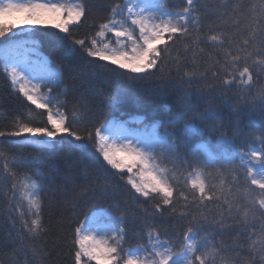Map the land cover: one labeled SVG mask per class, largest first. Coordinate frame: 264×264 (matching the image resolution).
I'll return each mask as SVG.
<instances>
[{
	"label": "snow or ice",
	"instance_id": "1",
	"mask_svg": "<svg viewBox=\"0 0 264 264\" xmlns=\"http://www.w3.org/2000/svg\"><path fill=\"white\" fill-rule=\"evenodd\" d=\"M89 11L87 0L81 3L73 0L71 5L58 0L0 3V18L18 14L29 29L46 20L55 21L53 27L59 30L56 33L28 31L26 34L51 36L55 46L67 55L65 64L32 59L39 57L33 40L5 47L2 71L12 90L28 102L25 104L28 111L27 114L19 111L5 125V130H0V139L20 137L23 143L17 147L21 150L43 152L56 149L61 144L57 140L60 136L76 153L75 157L64 154V171L53 166L49 172L38 175L37 179L52 185L47 190L29 178L31 190L24 197L28 208L19 212L20 227L16 235L5 240L6 244L14 245L10 264H45L53 251L61 256L57 264H264V89L251 101L245 99L264 78V0L251 3L221 0L213 6L207 0H178V4H170L168 0H123L111 9L106 22L98 25L94 36L74 38L69 25H79ZM206 16L214 19L205 22ZM9 32L12 27L0 23V38L9 39ZM108 34L114 39L108 38ZM81 61L84 62L81 76L89 74L88 65L104 68L106 65L99 62L106 61L124 70L112 71L126 79L114 92L99 93L104 97L107 112H93L87 94L78 93L72 102V108L81 113L77 120L63 111L69 102L61 99L67 94V88L61 89V85L65 67H75ZM188 64L192 71L183 70ZM202 64L206 65L203 72L197 70ZM171 65L176 66L173 87L178 111L172 113L171 107L164 105L169 113L166 120L146 123L143 130L129 128L128 124L134 121L121 120L115 113L126 102L139 100L137 88L141 81L154 77L155 72L167 71V77L160 78L151 94L163 100L167 89L162 85L172 77ZM209 74L213 79H221L223 91L217 95L226 103L231 87L241 90L238 102L229 104L231 138L223 131V123L216 121L211 100H203L204 111H199L203 90L197 89L195 93L191 90V85L205 82ZM29 105L43 110L37 115L44 126H30L36 116L31 115L34 110ZM245 108L250 113L259 111L261 127L256 140L260 148L241 154L235 140ZM185 117L191 119L185 121L183 134L189 139L210 141L219 133L215 143L221 151L216 154L209 151L206 160L191 153L189 141L178 140L174 131ZM197 121L213 124L205 130L198 127ZM77 124L84 126L83 132ZM21 154H14L10 161L13 166L21 162ZM77 162L84 164L79 176L74 175ZM167 163L174 167L162 166ZM177 163L187 172L183 183L175 174ZM134 168L138 169L135 174ZM209 168L213 171H207ZM125 169L129 174L126 177ZM237 170L245 173L243 185L235 175ZM81 178L91 179L102 198H109L116 186H122L129 198L123 203L150 205L142 210L139 229L132 230L138 241L135 247L125 246L128 218L122 213L120 203H110L108 208L92 212L81 221L76 214L79 204L65 199L76 225L64 240L68 252L61 255L55 248L46 250L42 238L48 234V227L43 221L42 193L47 191L52 197L49 203H53L56 194L67 197L68 186H75V181ZM57 179L63 183L56 184ZM168 220L186 222V231L178 239L169 235L168 229L160 231L159 224ZM12 222L15 226L16 218ZM225 231L233 232L230 245L216 242V234ZM162 235L168 238L161 239ZM145 238L146 242H139ZM37 241L41 242L38 246ZM227 253L235 255L229 258ZM0 264L5 261L0 260Z\"/></svg>",
	"mask_w": 264,
	"mask_h": 264
},
{
	"label": "trees",
	"instance_id": "2",
	"mask_svg": "<svg viewBox=\"0 0 264 264\" xmlns=\"http://www.w3.org/2000/svg\"><path fill=\"white\" fill-rule=\"evenodd\" d=\"M78 3L84 2V0H76ZM170 4H178V0H168ZM209 6L220 4L221 0H207ZM245 3H251L252 0H244ZM123 3V0H87V7L90 9L86 13V19L82 18L79 25L72 24L69 26L71 35L76 38H91L98 31V25L100 23L106 22V18L110 16L111 9L117 5ZM205 22L214 19L212 16H206ZM31 31L33 33H56L58 30L50 27H33L27 30H15L12 28V32L7 33L9 39L5 40L0 38V130H5V125L13 119L14 116L18 115L19 111H24L27 114V109L25 104L28 102L23 98L22 95H17L11 88L10 82L3 73V59H4V49L5 47H12L15 45H20L24 43L25 40L35 41V46L38 49L39 57L32 56V59H47L49 61H55L60 64H65L67 60L66 53L58 49L53 42V38L49 35H27L26 33ZM61 35H65L61 33ZM108 38H112L111 34H108ZM106 38V42L107 39ZM114 39V38H112ZM99 46V45H98ZM176 53H173L175 57ZM92 59V58H89ZM100 64L106 65L104 68H99L96 65H88L87 76H81L80 70L84 68V62L81 61L75 67L69 68L65 67L63 79L64 84L61 85V89L67 88V94L62 95V100H67L69 102V107L63 109L67 114L74 116L79 120L81 113L75 111L72 108V102L74 97L81 92H84L88 96V102L92 108V111L99 114L100 112H107L104 107V97L99 93L109 94L114 92L117 87L125 81L124 76H118L113 69L123 72L124 70L118 69V66L112 65L110 62L101 61ZM175 65H171L172 77L166 79L162 87L167 89V92L163 100L155 99L152 97V93L157 88L160 78L167 77V71L165 72H155V76L147 81H141L137 88V94L139 100H130L126 102L122 109L115 113L117 117L121 120L134 121L128 124V127L136 130H143L146 123H155L160 120H166L169 113L165 111L164 105H169L171 107L172 113L178 111V97L173 85L176 82ZM184 71H192L191 64H188L183 69ZM198 71H205L206 65L202 64ZM224 74L221 73V76ZM55 88V86H53ZM185 87H189L185 85ZM193 93L197 89L202 91V100L199 105V111H204L203 100H211L214 111L216 114V121L222 122L224 125L223 131L227 133V136L231 138L233 136V126L232 119L230 118V108L229 104H235L238 102L239 96L241 95V90L235 87H231L227 91L228 103L224 99L217 95L218 92H222L221 79H213L211 74L208 75L207 80L203 83H195L190 86ZM211 88V91L208 90ZM61 89H56L59 92ZM261 89H264V78H262L259 83L255 84L251 89V92L245 97L246 100L251 101L256 97ZM193 102L195 101V96H193ZM258 104L259 101L257 100ZM32 111L31 115L36 116L35 121L30 123V126H44L41 122V118L37 113L43 111L41 109H36L34 105H29ZM143 117L142 121L139 118ZM46 119V116H45ZM190 117H185V120L180 121L174 131L176 138L178 140L185 139L188 140L189 151L191 153H196L199 155L200 159L206 160L209 158L197 147L198 143H204L207 152L211 151L216 154L221 151L219 146L215 143V136L212 140L202 141V139H189L186 134L182 133L185 121H190ZM198 127L207 130L211 127L213 122L207 124H201L196 122ZM81 132H83V125H75ZM99 126V124H96ZM261 127L259 111L255 113H250L247 108L241 113V130L237 135L235 140L236 149L239 152L247 153L250 150H256L260 148V144L256 137L260 135L259 129ZM173 131V129H169ZM161 132L164 131L163 128L160 129ZM57 140L61 141V144L51 151H32L28 148L21 150L17 147L18 143H23L20 137L10 138V139H0V260L5 261V264H10L11 253L13 251L14 245L11 243L6 244L5 240H10L17 233L20 227L19 224V212L26 211L28 208V201L24 198L28 192L31 190V180H36V183L42 185L46 190L50 185L49 181L37 179L38 175L49 172L50 168L55 166L60 168L61 171L65 170V161L62 159L65 153H71L75 157L76 153L72 149V145L67 142L66 139L62 140L60 136ZM91 150V147H90ZM19 159L20 163L13 166L10 161L12 160L14 154L21 153ZM102 160V157H101ZM189 160L192 157L189 156ZM235 162L238 164L237 158ZM166 166L172 169L174 166L172 163H167ZM110 168V166H108ZM84 168L82 162H77L75 166L74 175L79 176L81 170ZM116 171V170H112ZM207 171H213L209 168ZM138 169H133V174L137 173ZM183 173V175H181ZM125 177L129 175L124 170ZM175 174L178 180L183 183L184 176L187 175L185 169L180 168L177 163L175 167ZM94 176V173L92 174ZM235 175L239 177L240 184H244L245 173L242 170H237ZM138 178V177H137ZM219 183V181H216ZM56 184H62L63 182L59 179L56 180ZM123 182H121V185ZM130 188V185L128 186ZM67 197L62 194H56L55 202L49 203L52 198L50 194L42 193L43 200V221L48 227V234L42 238L45 243L46 250H52L55 248L57 251L61 252V255L68 252V248L64 244V240L68 237V234L74 230L75 222L73 221V213L71 208L67 207L65 204V199L75 201L79 204L76 209V214L79 220H83L84 217L92 212L99 211L101 209L108 208L110 203H120L122 213L128 218L127 230V244L126 247H135L138 242L132 235L133 229H139L140 221L142 219V210L145 207H150V205H137L130 201L123 203V201L128 200V195L126 189L122 186H116L115 191L111 193L109 198H102L100 193L97 191V186L91 179H77L75 181V186L69 185L67 189ZM93 193H95V198H93ZM179 207V206H178ZM121 213H117L119 215ZM168 214L165 213V216ZM13 218H16L15 226H13ZM136 221V223H133ZM72 227H69V224ZM159 229L163 232L168 229V234L172 235L174 239H178L184 231H186V222L179 220H168L163 224H159ZM167 236L162 235L161 239H167ZM233 240V232L225 231L224 233L216 234V242H222L224 245H230ZM141 243L146 242V238ZM41 242L37 241L38 246ZM245 252H241L243 256ZM229 258L235 255V253H227ZM23 259V254L19 257ZM61 261V256H57L55 251L49 259L45 261V264H57ZM95 264V262H93Z\"/></svg>",
	"mask_w": 264,
	"mask_h": 264
},
{
	"label": "rangeland",
	"instance_id": "3",
	"mask_svg": "<svg viewBox=\"0 0 264 264\" xmlns=\"http://www.w3.org/2000/svg\"><path fill=\"white\" fill-rule=\"evenodd\" d=\"M7 2H8V0H0V3H7ZM12 2H14V3H25V2H28V0H12ZM41 2H47V0H41ZM53 2H57V0H53ZM58 2L71 5L73 3V0H58ZM75 2L78 3L76 0H75ZM117 18L119 19V16H117ZM0 23H3V25L5 27L11 26L15 30H27V29H29V26L24 24L23 18L21 16H19L18 14H15V13L9 14V15L4 16L3 18H0ZM54 23H55V21L46 20L42 24L32 26L31 28H33V27H50V28L56 29L55 27H53ZM56 30H58V29H56ZM200 145H201V143H198V147H200L201 149H203L205 151L206 150L205 147H201ZM256 150H258V149H256ZM119 155L120 154H118V156ZM237 159L239 161L238 156H237ZM125 162H128V160L125 159Z\"/></svg>",
	"mask_w": 264,
	"mask_h": 264
}]
</instances>
